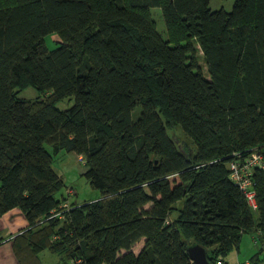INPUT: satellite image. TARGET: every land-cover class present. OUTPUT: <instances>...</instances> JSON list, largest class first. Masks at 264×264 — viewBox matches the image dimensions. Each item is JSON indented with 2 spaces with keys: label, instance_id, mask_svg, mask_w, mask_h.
<instances>
[{
  "label": "trees",
  "instance_id": "16d2710c",
  "mask_svg": "<svg viewBox=\"0 0 264 264\" xmlns=\"http://www.w3.org/2000/svg\"><path fill=\"white\" fill-rule=\"evenodd\" d=\"M210 2L0 0V213L20 208L29 221L14 240L21 264H42L44 251L64 264H193L194 243L213 264H264V170L253 168L257 211L230 179L235 152L264 146V0ZM27 86L41 95L18 97ZM62 150L86 160L99 199L63 207ZM246 233L258 252L231 263Z\"/></svg>",
  "mask_w": 264,
  "mask_h": 264
},
{
  "label": "rangeland",
  "instance_id": "374dc122",
  "mask_svg": "<svg viewBox=\"0 0 264 264\" xmlns=\"http://www.w3.org/2000/svg\"><path fill=\"white\" fill-rule=\"evenodd\" d=\"M235 0H211L210 7L212 9H220L222 7L227 10H231L233 8ZM152 16L157 24L158 31L162 34L165 39H168V32L166 22L163 16V11L161 7H153L151 9ZM62 41L59 33L54 32L46 36L45 42L50 50L56 49ZM195 46L198 49V62L201 66L204 74L210 78L208 66L203 54V51L196 41ZM41 95V92L33 86H27L21 92H19L18 97L20 98H31L34 99ZM76 102V98L70 97L58 100L56 102L57 107L62 110H67L71 108ZM141 113V107L136 108L133 112V119L136 120L137 117ZM167 131L169 136L175 141L181 140L185 142V145L188 144V149H192L196 151L197 147L193 140L187 135L185 130L181 125H170L167 124ZM178 139V140H177ZM187 142V143H186ZM47 148L52 151V148L47 145ZM54 170L62 176V180L64 182V187L62 191L58 193V197L62 198V194H64L69 201L76 202L78 204H83L87 201H96L99 199L101 195V191L92 187V185L86 179L84 173L87 169L86 160L81 158L78 154L74 152H68L66 150H62L58 154L54 155L53 162ZM68 190L75 191L76 194L69 195ZM185 205V199L180 201L177 206L179 208H183ZM137 248V247H135ZM258 252V247L255 243V236L253 233H246L242 236L241 244L239 249L233 248L227 259L231 263H234L238 258L244 260L248 257H253ZM44 264H64L65 260L61 255L54 254L52 252L46 251L44 252ZM69 264H75L73 260H68Z\"/></svg>",
  "mask_w": 264,
  "mask_h": 264
},
{
  "label": "built area",
  "instance_id": "2783aa9c",
  "mask_svg": "<svg viewBox=\"0 0 264 264\" xmlns=\"http://www.w3.org/2000/svg\"><path fill=\"white\" fill-rule=\"evenodd\" d=\"M264 146H258L251 149L248 153L239 151L235 152L233 159L230 161V179L243 192L247 203L253 211L259 209L256 189L254 187L253 175L255 170L253 168L261 167L264 170ZM73 193V191H68ZM55 239L56 238L55 236ZM256 244L259 243V238L255 237ZM75 264H82L83 259H75Z\"/></svg>",
  "mask_w": 264,
  "mask_h": 264
},
{
  "label": "crops",
  "instance_id": "0c3cea01",
  "mask_svg": "<svg viewBox=\"0 0 264 264\" xmlns=\"http://www.w3.org/2000/svg\"><path fill=\"white\" fill-rule=\"evenodd\" d=\"M73 193L76 194L75 191H73ZM72 203L68 199L65 203H63V207L71 205ZM28 227L29 221L20 208H14L4 214L0 213V264H21L15 254L14 240L17 235ZM144 242L145 239H142L134 246L136 253L141 251ZM44 252L41 255L42 264H44Z\"/></svg>",
  "mask_w": 264,
  "mask_h": 264
},
{
  "label": "water",
  "instance_id": "95a60500",
  "mask_svg": "<svg viewBox=\"0 0 264 264\" xmlns=\"http://www.w3.org/2000/svg\"><path fill=\"white\" fill-rule=\"evenodd\" d=\"M187 253L193 264H213L208 257L207 249L201 244L194 243L187 248Z\"/></svg>",
  "mask_w": 264,
  "mask_h": 264
}]
</instances>
